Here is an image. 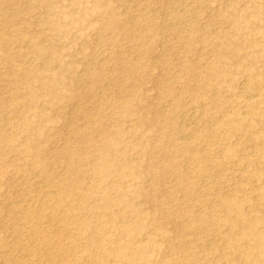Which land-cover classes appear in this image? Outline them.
Segmentation results:
<instances>
[{"label": "rangeland", "instance_id": "374dc122", "mask_svg": "<svg viewBox=\"0 0 264 264\" xmlns=\"http://www.w3.org/2000/svg\"><path fill=\"white\" fill-rule=\"evenodd\" d=\"M82 1L90 8L105 4ZM107 1L110 15L92 16L83 27L86 36L74 40L68 56L52 23L41 21L69 24L75 35L70 19L82 15L79 4L0 0V33L8 39L0 49V264H130L154 237L159 248L145 250L148 262L137 264L177 258L264 264V0ZM34 37L44 38L42 47L52 46L68 63L69 69L53 66L46 72L73 79L65 88L70 98L59 105L43 86L36 101L8 86L15 75L5 74L6 52L19 69L42 66L27 44ZM247 75L255 77L251 87L244 82ZM13 99L32 107L10 111ZM123 108L131 114L121 117L117 112ZM191 108L206 115L192 118ZM104 136L119 139V145L102 146ZM184 144L191 149L180 155ZM30 146L39 149L36 156ZM109 154L135 168L138 186L161 191L156 197L167 209L165 218L154 219L153 207L136 199L131 179L121 180L116 168L109 174L101 170ZM172 158L178 168L161 173ZM181 173L184 187L178 192ZM208 176L223 184L212 192L198 190ZM68 180L73 189L67 190ZM102 187L119 202L112 211L82 214L63 198L74 190L94 206ZM166 189L176 191L173 197L162 192ZM120 212L131 225L128 231L110 221ZM229 212L249 219L232 229ZM137 213L148 214L157 226L163 222V231L140 230ZM69 214L75 219H66ZM173 214L183 216L182 222Z\"/></svg>", "mask_w": 264, "mask_h": 264}, {"label": "bare ground", "instance_id": "6f19581e", "mask_svg": "<svg viewBox=\"0 0 264 264\" xmlns=\"http://www.w3.org/2000/svg\"><path fill=\"white\" fill-rule=\"evenodd\" d=\"M99 1H104V0H99ZM33 2H34V0H33ZM82 2H83L82 0H74V3L75 4H79L81 6V8H82V15L80 16L79 19H76V18H74V19L71 18L70 19V24L71 25H76V28H77V33L75 35H73L72 30L68 27L69 24L54 23V20H52V18H48L47 20L44 19V20L41 21V22L47 21V23H49V24L52 23L51 30H52L54 36L57 39L63 40V41L66 42V47H68L67 50L70 51L68 53V56H72L71 52H72V49L74 48V40H76V39H83L86 36V33L83 30V27H84L85 23L92 16L100 15V14H106V16L107 15H110L109 14V11H108L109 2L107 0H105V2H104L105 4L103 6V8H105V9H103L102 7H98V6H95L94 8H90L89 6H87L85 4H82ZM180 31L182 32V30H180ZM194 31H196V30H194ZM175 38H177V37H175ZM43 39L44 38H41V37H34L33 39H31L29 41V43L27 42V44L32 48L31 54L33 55V57L34 56H37V57L41 58V60H42V66H40V68H35V67L34 68L33 67H21L19 69V68L15 67V65L12 64L13 54L8 51L5 54H3V56H2L3 59H4L3 61L4 62H7L6 63L7 66L5 68V70H7V72L5 74H8V72H9L12 75H15V77L12 80L9 79L8 86L14 88L13 90H15V89L18 90V91L21 90L22 91V95H20L21 97H23V98L25 97V99L27 98V99H29V101H31V100L32 101H36L37 98L39 97V93L37 92V89L39 88L38 85H40V86H43V88L46 89V92H48L47 93L48 94V97L49 98L51 97V100L50 101L52 103H54V104H58L60 100L69 99L70 98L69 93L67 91H65V88L68 85H72L73 79L71 77H68V76L64 75V74L61 75V74H54V73H46V72L50 71L48 69L50 67H53V66H58L60 68H68V69H69V67H68L67 61H65L64 58L61 57L60 55H57L56 54V51L53 49L52 46H50V47H42L41 44L44 42ZM39 41H41V43ZM22 43L25 44L24 41ZM6 44H8V39L6 38L5 34L0 33V49L2 48L1 45H6ZM1 52H3V50H0V53ZM218 55H221V54H218ZM89 62H91V61L89 60ZM37 67H39V66H37ZM55 68H57V67H55ZM253 77H254L253 75H247V77L244 79V82H245V84L247 86H250V87L252 86L253 82L251 81V78H253ZM2 81H4V80H1L0 83ZM13 90L10 89L9 91H13ZM66 90H68V89H66ZM248 91H249V89H248ZM10 93H12V92H10ZM135 97H136V99L140 103L141 100H142L141 96H135ZM172 102H174V101H172ZM40 104H42V103H40ZM35 105L37 106V104H35ZM164 105H165L166 108L167 107L168 108L174 107L172 104H168V103H165ZM26 106L29 107V108L32 107L31 104H29V105L28 104H25L24 107H26ZM20 107H22V105H20V104L17 105V99H13V103H11V105L8 106V108L11 109L10 111H12L14 109H18ZM24 107H22V108H24ZM0 113H2V112H0ZM117 113L120 114L121 117H123V116L125 117V116H128L129 114H131V112L128 109H126V108H123L122 110H120ZM117 113H116V115H117ZM156 113H157V115H159L161 117L163 115V113L161 114L160 112H156ZM113 115L115 116V114H113ZM204 115H206L205 112H201L197 108H191V117L192 118H200L201 116L204 117ZM111 116H112V114H111ZM25 122L26 123H29L30 120L29 119H25ZM62 123H63V120H62ZM240 127H241V125L238 124V126H236L235 129L236 128L238 129ZM178 130H179L180 133H182V131H183L182 128H178ZM42 134H43L42 132H39V134H38L39 137L42 136ZM185 137H183V138L181 137V138L184 139ZM101 142H102V146H104V147H112V146L117 147L119 145V142L120 141H119V139H118V141L117 140L108 141V140H106V138L104 136L101 139ZM161 143H163V141H161ZM190 149H191V146L189 144H184V145L181 146V148L178 149V151H179L178 153L181 155V154H184V153L190 151ZM129 150H131L130 146L125 147V151H129ZM28 152L31 153L33 156H36L39 153V149L37 147H35V146H30L28 148ZM146 152H147V150H146ZM227 155L229 156V154H227ZM123 161L121 159L117 158L116 156H114L112 154H109V155L106 156V158H104L102 160V164H100L101 165V170L105 174L106 173L109 174L112 171H116V170H114L116 168L118 170L117 171L118 174H119L118 176L121 178V180L128 179V178L131 179V182L134 183L133 184L134 186H133V189L130 190V192H132L135 195L136 199L137 200L138 199L139 200L142 199V201L144 203L149 204V205H151L153 207V210L154 211H153V213L151 215L154 217V219L160 218V220H162L163 218H165L167 216V214H166V210L167 209H166V207L164 205L158 204L157 197H156V194L157 193L159 194V192H161V191L156 189L154 192L148 193L143 187L138 186L136 184V182L139 179L136 176V170H135V168L129 166L126 163V161L125 162H123ZM154 161L155 160H153V162L151 163V166H153V167L156 166V165H154V163L156 161L155 162ZM178 165L179 164H178L177 160L175 158H172L171 162L166 167H164V168L161 169L162 170L161 173H166L167 171H169L168 169H177L178 168ZM44 178H47V177H44ZM180 178H181V181L182 182H180V184H178L176 187H174V190L176 189V190H178V192H180L183 189V187H184L183 184H184V180L185 179L183 178V174L182 173H181V177ZM204 179H206V180H204L203 182L201 181L202 184L199 186L200 188L198 190H200V191L201 190H206L208 192L216 191L223 184L222 182H217L215 179L213 180V177L212 176H208L207 178H204ZM245 182H246V180H245ZM244 184H245L244 181H242L240 184H238V187L237 188L240 187V189L242 190L244 188V186H243ZM73 186H74V183L71 180L70 181L68 180V182H66V188H67V190L68 189H73L72 188ZM113 190H115V188H113ZM111 191L112 190L109 189V188H107V187H102L101 188V191H100L101 193L99 195V201L97 200L98 203L96 202V205H94V206L88 205V203H86V201H84L82 199V197L75 196L74 195V190L72 192H69L68 194L65 193L63 195V198L69 204H73L74 207L80 213H82V214H84L86 212L87 213H92V214L95 213L96 214L97 209H100V208H103V207L107 211H112L113 208L118 207V203L119 202L117 200H114V199L111 198V196H110L111 195ZM193 191L196 192V189L193 190ZM162 192H164L166 194L168 193L170 197H173V194L176 191L166 189L164 191L162 190ZM45 195H46V193H45ZM48 195H49V193H48ZM126 202L129 203L130 201L126 200ZM134 204L135 203H133L132 205H134ZM40 207H41V205H40ZM134 208H135V211H136V208H139V207L134 206ZM228 211H230V210H228ZM18 212L20 213V211H18ZM75 217L76 216L69 214V215L66 216V219H71L72 220V219H75ZM77 217H79V216H77ZM182 217H181V215L179 216V215H174L173 214V218L175 220L181 221V219H183ZM194 218H196V217H194ZM136 219H135V221H138L140 223L139 224V226H140L139 228H141L140 230H144V229L145 230H149L150 233L155 234V235L157 234L156 232H158L160 230L163 231V228H162V226H164L162 224L163 222L159 226H157L156 224L151 223L150 221H151L152 218L151 217H148V214L147 215L146 214L145 215L144 214L140 215L139 213H137ZM248 219H249V217L247 215L243 214V213H240L238 215V217H232L231 213L229 212L226 221L229 223V225L231 226L232 229H238V228H242V226L244 225V223L246 221H248ZM110 221H111V223H117V224H119V227H120L121 231H123V232L125 230H127V231L130 230V226L131 225L124 218L122 212H120V215H117L116 217H111L110 218ZM83 222L85 224H87V222H89V218L87 220L83 221ZM202 231H201V234L203 233ZM206 231H207V229H206ZM139 233H140V231L137 232V234H139ZM105 235L106 234H104L103 236H105ZM244 235L246 237L247 235H250V234H246L244 232ZM195 237H196V235H195ZM229 237H230L229 238V241L231 240L233 242V245H238L239 239H237L235 237H231V236H229ZM227 242H228V240H227ZM187 244H190V243H187ZM209 245H210V243H209ZM158 248H159V245L157 244V242L155 240V237L152 238V239H150V240H148V242L145 243V244H142L141 247L139 248V251H137L138 256H139L138 259L134 260L130 264H137V263H141V262L147 263L148 262V259H146L145 256L143 255L144 254V251L145 250L155 251ZM10 249H12V248H10ZM227 253H229V252H227ZM224 255H225V253L223 254V258H225ZM160 264H200V263L197 262V261L196 262H194V261L189 262V261H186L183 258H177L174 263H170L169 262V263H160ZM230 264H237V263L234 261V262H232Z\"/></svg>", "mask_w": 264, "mask_h": 264}]
</instances>
